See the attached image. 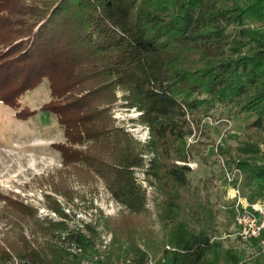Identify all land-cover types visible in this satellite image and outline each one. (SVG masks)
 <instances>
[{"label": "trees", "instance_id": "trees-1", "mask_svg": "<svg viewBox=\"0 0 264 264\" xmlns=\"http://www.w3.org/2000/svg\"><path fill=\"white\" fill-rule=\"evenodd\" d=\"M263 28L264 0H0V103L17 120L53 114L63 141L51 147L63 166L94 175L129 213L147 211L143 182L175 195L186 190L192 198L185 217L177 221L175 212L163 221L173 226L171 250L152 264H264L257 240L248 241L252 254L224 244L221 228L229 232L209 184L200 185L202 198L188 191L187 163L198 151L185 146L189 120L219 108L220 115L245 117L236 144L219 152L243 175L250 202L264 194ZM42 80L49 99L36 111L21 108L20 96ZM117 106L139 112L145 141L117 122ZM4 202L20 215L19 201ZM47 205L61 218L35 219L36 245L20 231L19 245L0 249V264L13 257L21 264H79L97 251L91 224L71 228L58 204ZM112 246L98 264H146L155 256L131 244Z\"/></svg>", "mask_w": 264, "mask_h": 264}, {"label": "rangeland", "instance_id": "rangeland-1", "mask_svg": "<svg viewBox=\"0 0 264 264\" xmlns=\"http://www.w3.org/2000/svg\"><path fill=\"white\" fill-rule=\"evenodd\" d=\"M258 31L260 39L264 41V31ZM48 99V83L42 80L35 88L20 96L21 108L36 111ZM221 110L223 109L219 108L211 115L201 116L195 121L189 120L191 134L186 135L185 146L197 150L198 153L187 163L191 170V186L188 191L202 198L205 192L200 185L209 184L210 198L219 208L218 219L226 222L229 232L225 233L221 228L220 238L225 245L236 249L243 248L252 254L254 250L250 242L236 239L233 223L237 199L234 190L239 192L236 195L242 200L246 198L250 202L249 191L243 186L244 177L241 172L236 167H228L219 152L220 147L236 144L238 137L244 133L248 119L238 115H220ZM13 113L12 109L0 103V197L7 202L17 200L23 206L19 210L20 216L16 211L13 213L7 208L4 200L0 199V249L7 248L8 244L19 245L20 231L26 234L27 240L33 242V246L36 245L32 238L33 232H30L35 219L57 221L61 218L47 205L50 201L58 204L66 214L65 219L71 228L84 229L86 223L94 228L92 237L95 239L97 251L90 258H81L79 264H98V260L103 258V253L112 243L114 248L117 244L121 249L131 244L147 254L151 252L152 255L154 252L155 256H148L149 261L146 264H152L154 257L158 258L164 249L171 250L168 246V233L173 226L171 222L163 221L166 215H171L172 218L175 212L177 214L174 218L177 221L185 217V207L192 198H188L186 190L178 189V195H175L148 187L143 182L142 186L147 195V211L143 215L129 213L122 205L113 201L94 175L75 170L71 166H63L58 152L51 147L52 143L63 141L62 129L53 114L36 111L25 120H17ZM113 113L117 122L132 137L141 142L148 138L145 127L135 122L139 114L135 109L117 106ZM175 162L182 164L181 161ZM135 176L138 179L143 177L138 172ZM194 185L199 186L193 192ZM259 198L254 195V201ZM9 204L10 202L8 206ZM28 210L34 214L33 219H28ZM40 227L41 225L35 224L36 230ZM66 248L70 253H80V248L75 246ZM23 262L24 260L13 257L12 263H9Z\"/></svg>", "mask_w": 264, "mask_h": 264}, {"label": "built area", "instance_id": "built-area-1", "mask_svg": "<svg viewBox=\"0 0 264 264\" xmlns=\"http://www.w3.org/2000/svg\"><path fill=\"white\" fill-rule=\"evenodd\" d=\"M239 192L234 190L237 196L233 221L235 235L242 242L257 240L260 248L264 249V194L254 202H248L246 198H240Z\"/></svg>", "mask_w": 264, "mask_h": 264}, {"label": "crops", "instance_id": "crops-1", "mask_svg": "<svg viewBox=\"0 0 264 264\" xmlns=\"http://www.w3.org/2000/svg\"><path fill=\"white\" fill-rule=\"evenodd\" d=\"M260 31L263 32L264 31V28L263 29H260Z\"/></svg>", "mask_w": 264, "mask_h": 264}]
</instances>
